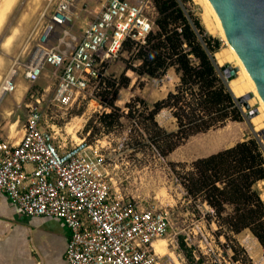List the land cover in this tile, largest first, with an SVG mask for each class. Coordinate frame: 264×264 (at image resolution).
<instances>
[{
    "label": "rangeland",
    "instance_id": "374dc122",
    "mask_svg": "<svg viewBox=\"0 0 264 264\" xmlns=\"http://www.w3.org/2000/svg\"><path fill=\"white\" fill-rule=\"evenodd\" d=\"M61 1L0 0V13L2 11L5 15L3 18L0 16V88H3L2 82L12 68H15L19 73L15 83L19 87L24 84L27 89L20 105L13 107L12 115L0 113V128L6 124L7 116L10 119L18 118L25 124L28 118L26 105L37 104L36 99L40 98L39 107L57 141L70 147L79 142V139L86 138L88 143L99 146L108 163V179L113 193L145 208L155 207L169 211L171 228L159 241L166 243L171 256H166L165 261L168 260L171 264H264V249L249 230L236 235V239L216 236L218 227L213 210L202 200H193L187 196L179 176H183L187 169L179 167L175 172L172 166V163L190 166L192 162L211 152L204 149L210 142L220 143L219 149L224 150L239 142L256 139L264 151V118L259 120L258 125L253 122L254 118L260 116L261 110V100L254 94L253 88H247L244 94L253 93L248 101L250 111L257 110L258 115L252 120L246 118L244 122L229 123L224 128L191 137L163 158L149 145V135L143 126L133 124L127 117L126 105L140 98L152 107L174 90L179 77L174 69L169 70L160 81L139 76L131 70L125 74L127 61L133 59L137 46L132 50H122L106 68L105 79L111 82L116 80L115 88L121 82L123 74L130 78L128 87L122 88L114 101L115 106L123 112V117L111 128L101 122V116L111 112L108 103L113 99L112 87L105 88L106 85H103L95 94V100L87 96L82 99L81 104L65 109L53 101L58 80L51 66H44L36 83L26 79L25 72L37 54L42 29ZM106 1L75 0L70 8L72 33L79 36L86 25L98 16ZM199 2L201 1L189 0L187 6L195 10L208 30L203 15L204 4ZM151 16L156 20L157 11L151 10ZM208 32L210 33L209 30ZM212 35L221 41L220 52L228 50L229 42L220 30L217 29ZM139 64V61H134L135 66ZM226 64L238 67L234 60H227L222 66ZM137 108L140 112L143 111L141 105ZM242 108L247 115L249 111L243 106ZM140 112L136 113L137 123L142 120ZM79 118L82 120L80 125L77 121ZM156 120L169 132L177 129L176 120L168 110L162 111ZM257 189L264 200V181L257 184Z\"/></svg>",
    "mask_w": 264,
    "mask_h": 264
},
{
    "label": "built area",
    "instance_id": "2783aa9c",
    "mask_svg": "<svg viewBox=\"0 0 264 264\" xmlns=\"http://www.w3.org/2000/svg\"><path fill=\"white\" fill-rule=\"evenodd\" d=\"M62 0L39 37L36 56L25 72L36 83L44 66L58 80L53 101L74 108L87 96L95 100L106 85V68L124 43L144 44L157 30L153 0H107L98 16L72 33L71 6ZM70 29V30H69ZM39 56L40 58H38ZM19 73L12 68L3 90L12 93ZM30 104L18 143L0 137V196L27 217H52L69 230V264H171L155 244L171 228L168 210L143 207L112 192L108 163L86 138L68 147L57 141L39 105Z\"/></svg>",
    "mask_w": 264,
    "mask_h": 264
},
{
    "label": "trees",
    "instance_id": "16d2710c",
    "mask_svg": "<svg viewBox=\"0 0 264 264\" xmlns=\"http://www.w3.org/2000/svg\"><path fill=\"white\" fill-rule=\"evenodd\" d=\"M187 1L153 0L158 14L157 30L144 44L127 41L122 49L138 47L133 59L127 61L125 74L131 70L160 81L174 69L179 77L174 90L152 107L140 98L126 105L127 117L133 124L143 126L149 135V145L163 158L191 137L247 118L215 58L221 41L208 32ZM134 61L140 64L135 66ZM125 74L117 88L116 80H106L105 88L114 89L113 99L108 103L111 112L101 116L107 128L123 117L114 101L119 91L130 83ZM138 105L142 106V112ZM164 110L176 120L175 131H167L157 122L156 117ZM138 112L142 117L139 123L136 122ZM172 166L175 172L179 167L187 169L183 176L179 175L185 192L189 198L202 200L213 210L218 238L236 239V235L249 230L264 249V200L257 189V184L264 181V151L258 140L239 142L199 158L190 166L183 163H172Z\"/></svg>",
    "mask_w": 264,
    "mask_h": 264
},
{
    "label": "crops",
    "instance_id": "0c3cea01",
    "mask_svg": "<svg viewBox=\"0 0 264 264\" xmlns=\"http://www.w3.org/2000/svg\"><path fill=\"white\" fill-rule=\"evenodd\" d=\"M18 87L16 84L12 93L3 90L1 114L12 115L13 107L19 106L24 99L26 86ZM6 118V124L0 128V137L18 143L25 124L18 118ZM220 145L210 142L204 149L211 152L201 158L221 151ZM69 236L63 221L52 217H27L6 196H0V264H69L66 260Z\"/></svg>",
    "mask_w": 264,
    "mask_h": 264
},
{
    "label": "water",
    "instance_id": "95a60500",
    "mask_svg": "<svg viewBox=\"0 0 264 264\" xmlns=\"http://www.w3.org/2000/svg\"><path fill=\"white\" fill-rule=\"evenodd\" d=\"M216 12L224 33L240 57L264 102V0H209ZM216 58V54H215ZM217 60V59H216ZM227 83L237 77L238 67L224 66L217 61ZM231 89V87H230ZM253 93L237 97L252 120L258 111H250L249 99Z\"/></svg>",
    "mask_w": 264,
    "mask_h": 264
},
{
    "label": "bare ground",
    "instance_id": "6f19581e",
    "mask_svg": "<svg viewBox=\"0 0 264 264\" xmlns=\"http://www.w3.org/2000/svg\"><path fill=\"white\" fill-rule=\"evenodd\" d=\"M200 1L204 4V7H203V9L205 8V13L203 14V15H205L204 20H205L206 26H207L208 30L210 31V33L215 34L217 29H218L221 31V33L224 35V37L227 39V37L224 33V30H223L222 24H221L217 14H216V12L214 11L211 3L209 2V0H200ZM201 2H199V3H201ZM0 16L3 18L5 16L4 12L1 11ZM227 41H228V39H227ZM216 56H217L216 59L220 65H222L227 60H229V61L234 60L237 63V66L239 68V72L237 74V77L235 79H233V81L230 82L231 90L235 96L241 97L242 95L245 94V92L247 91V88L250 89L252 87L254 94H256L260 98V100H261L260 116L259 117L257 116L256 118H254L255 120L253 121L254 123L256 122V124L257 123L259 124V120L261 121V119L263 120V118H264V102L261 99V97H260V95L256 89V86L253 83L250 75L248 74L245 66L243 65L240 57L238 56V54L236 53V51L234 50L233 46L230 43H229L228 50L227 49H225L223 51L221 50V52L217 53ZM2 96H3V88H0V99H2ZM77 121H78L79 125L82 124V122H81L82 120L80 118ZM155 247H156V250L159 254L171 257L165 242H159L158 241V243L155 244ZM173 259L175 261H177L175 258H173Z\"/></svg>",
    "mask_w": 264,
    "mask_h": 264
}]
</instances>
